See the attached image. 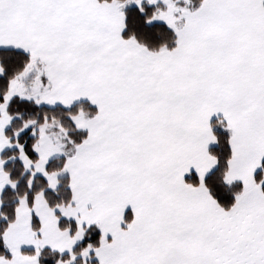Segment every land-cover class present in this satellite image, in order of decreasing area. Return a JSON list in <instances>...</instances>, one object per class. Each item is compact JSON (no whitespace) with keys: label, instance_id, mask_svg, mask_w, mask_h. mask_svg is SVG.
Returning a JSON list of instances; mask_svg holds the SVG:
<instances>
[{"label":"snow or ice","instance_id":"6c2138e0","mask_svg":"<svg viewBox=\"0 0 264 264\" xmlns=\"http://www.w3.org/2000/svg\"><path fill=\"white\" fill-rule=\"evenodd\" d=\"M0 264H264V0H0Z\"/></svg>","mask_w":264,"mask_h":264}]
</instances>
